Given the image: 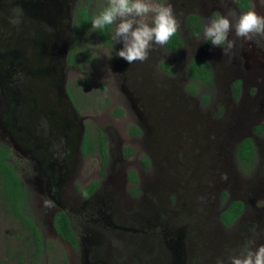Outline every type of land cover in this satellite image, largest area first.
Listing matches in <instances>:
<instances>
[{"label": "rangeland", "instance_id": "obj_1", "mask_svg": "<svg viewBox=\"0 0 264 264\" xmlns=\"http://www.w3.org/2000/svg\"><path fill=\"white\" fill-rule=\"evenodd\" d=\"M106 1L65 0V6H86L87 11L94 13ZM157 2L171 3L180 21L178 33L181 36L183 18L187 13L204 10L209 17L207 21L229 11L235 12L237 17L244 13L233 9V0ZM249 2L248 10L254 5L255 11L264 16V0ZM4 21L8 26L14 24L16 18L6 17ZM230 38L236 39V46L227 55L213 45L204 49L197 38L185 34L181 37L180 48L168 56L163 53L162 46L154 45L147 60L129 64L116 55L122 43H114L111 36L110 46H105L98 40L90 23L73 40L72 51L70 49L72 64L68 63L71 69L66 73L55 72L53 83L60 95L58 105L44 109L51 111L54 117H61L68 125L69 184L73 183L77 188L80 183L83 186L100 177V186H107L111 181L119 185L122 171L114 175L119 164L115 159L118 150L126 147L132 150L127 156L122 154L128 165L142 172L136 182L123 184L120 188L115 214L119 222L133 223L132 228L138 231L126 235L115 232L111 237L103 233L119 260L137 259L135 254L141 260L154 258L156 254L163 257L164 238L160 233L164 228H179L181 225L186 228L183 232L186 246L195 251L200 248L202 253L197 251V255L204 264L208 263V257L216 264L219 242L223 238H228L230 243L232 236L243 234L238 244L241 249L253 239L246 235V228L239 224L241 222H235L229 228L220 227L217 213L223 197L238 195L241 192L239 187L245 185V181H259L264 173V132L254 133L252 130L253 126L264 121V113L260 111L264 108L259 105L263 94L258 93L260 84L264 83V35L244 41L230 33ZM195 56L206 58L211 80L209 85L197 82V93L188 94L185 87L190 81L185 75V65ZM162 62L171 67L172 72L164 71L160 67ZM122 79L143 104V121L136 118L120 89ZM236 80L242 83V94L231 99V83ZM36 83L34 80L37 88ZM37 106H41L38 100ZM33 107L35 102L30 109ZM134 125L143 128L138 132L136 143L128 140L132 134L130 127ZM97 130L102 132L106 142V163L103 166L98 155L88 154L81 158L78 152L81 137L86 135L93 145ZM249 136L254 148L258 149L256 164L253 169L243 167L241 170L232 161V150L237 140ZM8 147L14 171L30 193L29 211L41 233L44 249L39 258H34L30 253L28 231L0 207V264H61V253L71 264H80L77 251L68 252L65 242L50 226V216L44 209L47 201L33 181L22 150L12 143ZM214 160L218 166L212 168ZM113 175V180H106L107 176L112 179ZM225 175L227 179H222ZM70 193L71 188L65 190L64 185L58 195L65 202ZM247 199L245 217L252 214L250 207H264V190L259 193L251 191ZM261 213L260 217L252 214V218L261 224V235L255 234L257 245L264 244V210ZM130 217L134 220L131 221ZM145 222L147 227L143 226ZM255 226H251L250 234H254ZM131 250L135 252L130 256ZM220 256L225 258L223 253ZM193 263V259H187L186 264Z\"/></svg>", "mask_w": 264, "mask_h": 264}, {"label": "flooded vegetation", "instance_id": "obj_2", "mask_svg": "<svg viewBox=\"0 0 264 264\" xmlns=\"http://www.w3.org/2000/svg\"><path fill=\"white\" fill-rule=\"evenodd\" d=\"M231 3L237 12H245L249 9L239 11L234 3ZM77 7L76 5L65 6V0H0V145L8 147V144L12 143L15 148L22 150L27 164L30 165L33 181L40 192L42 191L43 199L47 201L44 209L50 216V226H52V216L55 212L61 210L65 213L70 230L76 239V245L72 247L66 240L63 241L68 252L77 251L80 264H186L188 258L193 259V264H204L197 255V251L202 253L201 249L197 248L195 251L186 246L184 235L186 228L183 225L179 228H164L163 232L160 233L164 238L162 240L163 257L156 254L154 258L149 257L148 260H141L139 255L135 254L137 259H129V261L117 258L115 249L106 241L103 233L109 234L111 237L115 232L126 235L138 231V229L132 228L133 223L119 222L115 214L120 188L123 184L136 182L142 174L140 169L133 168V170L131 169L132 166L128 165L127 159L123 157L124 148L118 150V158L115 159L119 161V164L114 175L122 171L119 185L113 184L111 181L114 179V175L112 179L107 176L106 180L111 181L107 186H100L102 182L100 177L89 180L83 186L80 183L77 188L74 187L73 183L69 184L68 125L64 119L58 116L54 117L53 113L45 110L44 107L53 105L55 108L58 105L57 98L60 95L57 86L53 83L55 72L59 73L61 70L66 73L72 67L68 65V61L69 56L72 57L70 49L74 44L73 40L79 33V26L74 22L77 17ZM200 11V13H190L199 17L201 33L198 36L193 35L184 23L181 30L182 36L186 34L195 37L202 44L203 27L209 17L206 11ZM6 17L16 18V22L6 26L4 21ZM182 36L180 35V37ZM202 47L207 49L209 46L202 44ZM171 52L163 49L166 56ZM202 58L206 60L205 57ZM123 79L120 89L130 102L136 118L143 121L144 106L139 102V97L134 94L133 90L126 87ZM34 80L39 87L34 86ZM237 82L240 92V94L238 92L237 97H239L242 94V83L241 81ZM193 83L196 84L197 82ZM187 93L190 94L188 91ZM258 93L263 94L259 105L264 108V83L260 84ZM231 96V99H234L232 91ZM37 100L40 101V107L37 106ZM33 102H35V107L30 109ZM260 111L264 113V109ZM139 126L136 127L140 132L143 128ZM251 134L254 133L251 132ZM137 137L138 133L129 134L128 140L136 143ZM243 138L237 140L232 150V161L238 169L243 167L239 166L236 161L235 146ZM82 139L83 136L80 139L78 151L81 158L84 156L81 152ZM250 139L252 141L251 137ZM253 144L252 141L255 154L254 162L251 165L252 169L256 164V153H258V149L254 148ZM94 148H96L95 145ZM88 154L96 153L90 151ZM10 157L7 158V161L12 164ZM124 163L127 166H124ZM214 166H218L217 160H214L212 168ZM131 171L136 178L134 182L128 178ZM261 178L259 181H245L243 183L245 185L239 187L241 192L236 196H231L228 193L227 197H223L222 205L217 213V223L220 227L229 228L235 222H241L239 224L244 225L243 229L246 228V235H250L255 244L257 241L255 234L261 235V224L259 225V222L252 218V214L255 217H260L264 207H250L252 214L246 217L245 209L249 193L251 191L259 193L264 190V173ZM92 182H96V185L88 194H85L82 190ZM64 185L65 190L71 188V193L68 198H65V202L58 195ZM184 195L186 197L187 192ZM233 200L241 203V210L230 224H223L219 220V214ZM147 213L149 214V212ZM152 213L157 215L154 211ZM130 219L131 221L134 220L133 217ZM123 221L125 222V220ZM77 226H79L78 230ZM143 226L147 227L146 222L143 223ZM251 226H255L254 234L249 232ZM152 234L155 232L153 231ZM243 237V234L238 233L230 238V243H228V238L222 237L223 241L219 242V252L223 253L225 258H222L219 253L216 259L227 261L230 255H238L242 252L244 248L241 249V245L238 246V244L241 243ZM134 252L131 250L130 256L134 255ZM136 252L138 253V251ZM67 262L71 264L69 260ZM207 262V264H214L210 261V257L207 258Z\"/></svg>", "mask_w": 264, "mask_h": 264}, {"label": "trees", "instance_id": "obj_3", "mask_svg": "<svg viewBox=\"0 0 264 264\" xmlns=\"http://www.w3.org/2000/svg\"><path fill=\"white\" fill-rule=\"evenodd\" d=\"M235 7L239 11H245L250 7L249 0H233ZM108 4V1L103 2L101 6L97 8L94 13H90L86 10V6L77 7V17L74 20L75 24L79 26V31H84L87 29L89 24L92 22V19L98 15ZM184 25L189 29V31L198 36L201 33L200 19L195 14H187L183 18ZM95 34L98 40L109 47L111 44V31L110 26L105 27L104 29H95ZM182 44V39L177 32L170 41L163 45V48L169 51H176L180 48ZM202 44L206 46L212 45L210 42L202 40ZM73 46V45H72ZM71 46V51H72ZM68 63L72 64L71 57L69 56ZM160 67L167 73L172 72V68L169 67L166 63H160ZM185 75L190 83L187 84L185 89L190 94L197 93V87L193 82H202L207 85L210 84L211 72L208 67V62L202 57H191L185 68ZM231 90L234 97L238 96L239 84L237 81H234L231 84ZM116 113H120L119 110H116ZM264 131V121L253 127L254 133H259ZM130 132L136 134L139 132L138 128L134 125L130 127ZM105 138L101 131L97 130L96 139L92 143L88 142L87 136L83 135L81 142V152L82 155H87L90 151L98 155L101 166L105 163L106 151L104 147ZM94 145L96 148H94ZM125 156L132 153V150L129 147L123 149ZM11 156V152L8 147L0 145V207L8 213L19 225L28 231L29 248H31V254L34 258H39L43 249L44 242L41 236V233L34 223L30 211H29V199L30 193L25 187L22 180L16 175L12 164L7 161V158ZM235 158L239 166L244 168L251 167L254 162L255 154L252 147V141L250 138H243L235 146ZM128 178L133 182L136 180L134 173L131 171L128 174ZM96 185V182L90 183L82 191L85 194H88L93 187ZM241 210V203L238 201H231L219 214V220L223 224H230V222L238 215ZM51 225L55 233L62 239L66 240L72 247L76 245V239L69 227L68 218L65 216V213L61 210L55 212L52 216ZM61 256V264H68L63 253Z\"/></svg>", "mask_w": 264, "mask_h": 264}, {"label": "clouds", "instance_id": "obj_4", "mask_svg": "<svg viewBox=\"0 0 264 264\" xmlns=\"http://www.w3.org/2000/svg\"><path fill=\"white\" fill-rule=\"evenodd\" d=\"M91 26L94 29L113 26L112 40L123 45L116 55L132 64L147 60L154 45L167 44L180 30V21L171 3L108 0L107 6L92 19ZM230 33L244 41L264 35V16L255 11L254 5L238 17L232 11L217 15L204 24L202 38L227 55L236 46V39H231ZM216 264H225V261L218 258ZM227 264H264V244L257 246L254 240H249L242 252L228 257Z\"/></svg>", "mask_w": 264, "mask_h": 264}]
</instances>
